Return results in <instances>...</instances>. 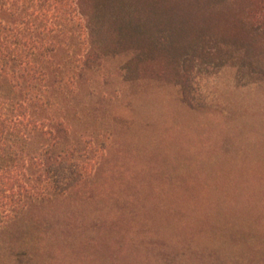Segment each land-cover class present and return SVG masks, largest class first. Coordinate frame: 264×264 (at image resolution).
Wrapping results in <instances>:
<instances>
[{
  "label": "rangeland",
  "instance_id": "obj_1",
  "mask_svg": "<svg viewBox=\"0 0 264 264\" xmlns=\"http://www.w3.org/2000/svg\"><path fill=\"white\" fill-rule=\"evenodd\" d=\"M63 4L28 152L82 177L0 227V264H264V0Z\"/></svg>",
  "mask_w": 264,
  "mask_h": 264
},
{
  "label": "trees",
  "instance_id": "obj_2",
  "mask_svg": "<svg viewBox=\"0 0 264 264\" xmlns=\"http://www.w3.org/2000/svg\"><path fill=\"white\" fill-rule=\"evenodd\" d=\"M63 3L0 0V227L32 196L65 192L82 177L67 150L44 143L38 152H28L35 134L46 131L41 113L49 100L43 83L58 39L72 21L71 12H61Z\"/></svg>",
  "mask_w": 264,
  "mask_h": 264
}]
</instances>
